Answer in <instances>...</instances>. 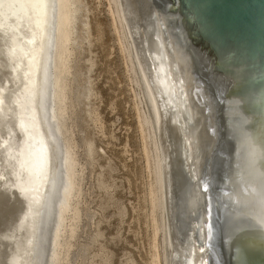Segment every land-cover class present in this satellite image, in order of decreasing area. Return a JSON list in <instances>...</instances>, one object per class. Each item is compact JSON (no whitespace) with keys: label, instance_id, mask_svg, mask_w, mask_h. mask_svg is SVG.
<instances>
[{"label":"bare ground","instance_id":"1","mask_svg":"<svg viewBox=\"0 0 264 264\" xmlns=\"http://www.w3.org/2000/svg\"><path fill=\"white\" fill-rule=\"evenodd\" d=\"M104 1L133 92L148 180L149 264H212L208 162L220 148L216 97L196 74L182 28L176 34L174 17L155 0ZM82 10V0H0V264H32L42 226L47 264H62L72 246L84 191L72 130L79 31L89 33L87 21L78 27ZM240 60L238 68L251 72ZM242 87V96L229 99L241 122L227 123L238 136L224 211L240 221L239 259L264 264V240L249 225L264 233V77L258 88ZM256 99L259 115L248 107Z\"/></svg>","mask_w":264,"mask_h":264},{"label":"rangeland","instance_id":"2","mask_svg":"<svg viewBox=\"0 0 264 264\" xmlns=\"http://www.w3.org/2000/svg\"><path fill=\"white\" fill-rule=\"evenodd\" d=\"M82 9L85 19L80 16L78 27L81 30V22L87 21L89 33L79 31L82 43L74 67L77 103L72 130L84 167V191L78 227L62 264H149L148 180L133 92L105 1L82 0ZM67 236L66 231L63 240Z\"/></svg>","mask_w":264,"mask_h":264},{"label":"water","instance_id":"3","mask_svg":"<svg viewBox=\"0 0 264 264\" xmlns=\"http://www.w3.org/2000/svg\"><path fill=\"white\" fill-rule=\"evenodd\" d=\"M155 3L174 17L171 24L176 32L178 27L182 28L187 38L188 51L193 56L196 74L205 81L218 103L220 148L215 149L208 162L212 176L208 188L212 193L211 244L216 250L211 262L245 264L239 259L241 249L235 233L240 221L228 220L224 211L226 206L230 211L224 197L225 192L230 189L225 179L228 169L232 170L234 166V144L238 136L232 134L227 123H235L237 120V123L241 122L238 116H232L233 107L235 108L229 102L232 95L242 96L243 85L251 84L258 88L264 77V73H261L264 71V0H155ZM240 57L250 63L247 70L251 69V72L238 68L241 67ZM254 74L257 75L255 78L248 76ZM257 101L256 99L252 106H247L259 115L261 107L257 105ZM243 221L248 223V218ZM249 225L264 240L263 229L258 224L255 227L251 222ZM38 233L36 228V234ZM39 234L41 240L38 242ZM39 234L35 237L38 247L32 264H47L44 250L48 248L49 238L48 234L44 236L43 226ZM218 253L221 256L220 262L216 257Z\"/></svg>","mask_w":264,"mask_h":264}]
</instances>
